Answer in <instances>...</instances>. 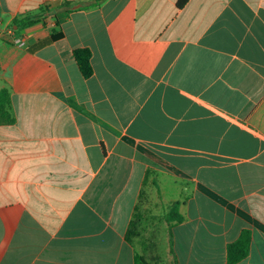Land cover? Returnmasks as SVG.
<instances>
[{
    "label": "crops",
    "instance_id": "crops-1",
    "mask_svg": "<svg viewBox=\"0 0 264 264\" xmlns=\"http://www.w3.org/2000/svg\"><path fill=\"white\" fill-rule=\"evenodd\" d=\"M178 1L0 0V264H264V0Z\"/></svg>",
    "mask_w": 264,
    "mask_h": 264
},
{
    "label": "trees",
    "instance_id": "trees-1",
    "mask_svg": "<svg viewBox=\"0 0 264 264\" xmlns=\"http://www.w3.org/2000/svg\"><path fill=\"white\" fill-rule=\"evenodd\" d=\"M100 0H97L99 2ZM189 0H179L177 3L178 8H183ZM96 2V3H97ZM39 18H34L32 16H27L21 20L15 21V26L22 27V26H33L38 23ZM62 38V34H52L50 39L45 42H55ZM74 59L79 67V70L84 78H90L93 74V70L91 67V53L89 50H77L74 52ZM9 105H10V95L7 90H0V123L11 125L14 123V120L11 117L9 112ZM165 222L170 226L173 223L179 224L182 223L183 218L179 216V204H173L166 216ZM137 219L131 224V228L127 233V240H130L132 237H135L136 230H137ZM250 244H251V236L250 233L244 231L239 239L230 244L227 248V264H238L243 261L248 255L250 251ZM169 254L172 257V264H177L176 256L173 250V237L172 231L169 227Z\"/></svg>",
    "mask_w": 264,
    "mask_h": 264
},
{
    "label": "rangeland",
    "instance_id": "rangeland-1",
    "mask_svg": "<svg viewBox=\"0 0 264 264\" xmlns=\"http://www.w3.org/2000/svg\"><path fill=\"white\" fill-rule=\"evenodd\" d=\"M166 210L164 209V213ZM165 217L161 216L158 219V222L160 225L164 226ZM159 231L158 238L154 240H150L151 242L148 244V241H146L145 245L143 246V257L142 261L143 264H172V257L169 254L168 245H169V227L167 228H161ZM146 238V234L143 235ZM148 245V246H147Z\"/></svg>",
    "mask_w": 264,
    "mask_h": 264
}]
</instances>
